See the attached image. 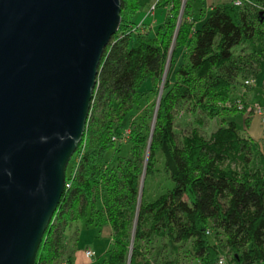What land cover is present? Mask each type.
<instances>
[{
	"label": "trees",
	"instance_id": "trees-1",
	"mask_svg": "<svg viewBox=\"0 0 264 264\" xmlns=\"http://www.w3.org/2000/svg\"><path fill=\"white\" fill-rule=\"evenodd\" d=\"M194 1L180 9L181 0H158L166 16L151 36L133 20L140 1L120 0L121 22L103 51L85 131L66 168L69 186L34 264H70L71 250L61 259L77 221L111 228L109 249L92 264H183L181 251L189 264H264V157L230 118L249 103L236 82L248 71L255 80L264 63V0H219L206 17L201 7L193 16ZM243 44L248 54L235 55ZM171 46L170 65L177 48L181 63L164 79L150 133L146 106L134 119L135 112L157 92ZM182 101L220 124L207 137L192 128L178 138L174 109Z\"/></svg>",
	"mask_w": 264,
	"mask_h": 264
},
{
	"label": "water",
	"instance_id": "water-1",
	"mask_svg": "<svg viewBox=\"0 0 264 264\" xmlns=\"http://www.w3.org/2000/svg\"><path fill=\"white\" fill-rule=\"evenodd\" d=\"M120 12V0H0V264L35 263Z\"/></svg>",
	"mask_w": 264,
	"mask_h": 264
},
{
	"label": "rangeland",
	"instance_id": "rangeland-1",
	"mask_svg": "<svg viewBox=\"0 0 264 264\" xmlns=\"http://www.w3.org/2000/svg\"><path fill=\"white\" fill-rule=\"evenodd\" d=\"M142 4L141 7L138 8L136 14L133 16V20L138 23V27H140V30L145 31L147 30L148 34L151 36H154L155 31L157 30L158 26L161 25L165 19L166 11L160 8H157V5H155L154 11L152 14H150V8L154 4L155 0H139ZM210 0H202V3L200 0L194 1V7L195 11L193 12V16H197V10L200 9V7L203 10V17H206L208 14V3ZM221 1V0H220ZM185 2V0H181L180 9L182 7V4ZM126 13V11L124 12ZM121 15V14H120ZM125 15V14H124ZM126 17V16H125ZM145 20V21H144ZM145 22L146 25H143V22ZM134 44V42H132ZM249 47L247 45H240L234 49V54H242L246 55L249 52ZM181 52L182 50L177 48L175 55H174V61L171 64V55H172V46L168 52V57L166 59V65L165 70L163 72V75L161 77V83L158 85L157 92L153 95V97L149 98L148 102H142L141 109L135 112V117H138L142 115L144 112L141 111L143 108L148 109V116L147 123L150 125V133L154 125L155 116H156V110L158 106V102L160 99V95L162 92V87L164 84V79L166 75H169L170 78L173 77V72L177 66L181 63ZM264 62V61H263ZM256 63V62H254ZM255 69H258V66L254 64L253 66ZM165 73V77L163 78ZM244 77H240L239 80L236 82V94L238 96H243L244 100L246 102H251L254 104H260L261 106H264V63L260 65V70L256 75V78L254 80V83L249 87H245L241 85V82L243 79H248L252 75L249 71L247 72ZM151 84L149 80H146L142 84L143 90H148L150 88ZM248 117V120L246 118ZM232 118V120L235 122L237 129L240 134L248 135L251 137L254 141L257 142V146L260 149L263 157H264V125L261 124V118L256 113H248L246 111L244 112H238L236 113ZM220 124L219 118H207L203 113L199 111H193L191 108V104L188 102H179L178 105L174 109V130L176 132V136L179 138L181 134L189 132L192 128H197L199 130V133L205 137H207L215 127H217ZM149 138V135H148ZM147 155V153H146ZM254 163L259 162V156L258 153H255L253 155ZM256 165V164H255ZM157 178H159L157 176ZM158 181V179L156 180ZM153 185L150 188V192L152 193ZM72 229L69 231L67 230V240L69 243H67V248L65 250L64 256L61 259V261H65L66 256L71 250V263L70 264H92L93 260H87L84 257L85 250H94L97 254V256H102L106 253V251L109 249L111 245V240L109 238L108 234V226L106 224L98 226L94 224H85L84 221H77ZM76 231V236L73 240L71 236V232ZM147 246V245H145ZM147 256L150 254L153 255V250L149 247L145 248ZM155 250V249H154ZM169 247L165 246L162 248L161 255L166 257L169 256ZM96 256V255H95ZM94 256V257H95ZM183 251L180 252V261L183 264H189V261L184 259L183 257ZM93 257V258H94ZM66 262V261H65ZM64 262V263H65Z\"/></svg>",
	"mask_w": 264,
	"mask_h": 264
},
{
	"label": "built area",
	"instance_id": "built-area-1",
	"mask_svg": "<svg viewBox=\"0 0 264 264\" xmlns=\"http://www.w3.org/2000/svg\"><path fill=\"white\" fill-rule=\"evenodd\" d=\"M234 5L240 6L242 5V2L245 0H232ZM158 0H155L154 4L150 8V14L154 11L155 5L157 4ZM254 83V80L252 78H248L244 80V85L245 86H251ZM239 110H244L248 113H256L260 116L261 118V124L264 125V106H261L260 104H254V103H247L245 106L238 104L237 105ZM69 186V184L65 183V187ZM85 256L89 259H92L95 256V252L92 250H85L84 252ZM219 264H223V259L220 258L218 260Z\"/></svg>",
	"mask_w": 264,
	"mask_h": 264
},
{
	"label": "crops",
	"instance_id": "crops-1",
	"mask_svg": "<svg viewBox=\"0 0 264 264\" xmlns=\"http://www.w3.org/2000/svg\"><path fill=\"white\" fill-rule=\"evenodd\" d=\"M217 2H219V0H210L209 3H208V8H209V6H210L211 4H215V3H217ZM107 226H108V234H109V238L111 239V228H110L109 225H107ZM90 250H91V249H90ZM92 251H94V250H92ZM94 252H95V251H94ZM95 255L97 256L96 252H95ZM96 256H95V257H96ZM84 257H85V259L90 260L89 258H87V257L85 256V254H84Z\"/></svg>",
	"mask_w": 264,
	"mask_h": 264
}]
</instances>
